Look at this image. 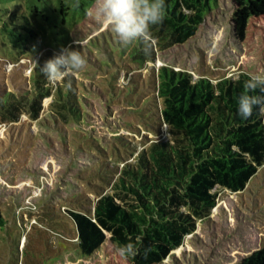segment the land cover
Segmentation results:
<instances>
[{
	"label": "trees",
	"instance_id": "trees-1",
	"mask_svg": "<svg viewBox=\"0 0 264 264\" xmlns=\"http://www.w3.org/2000/svg\"><path fill=\"white\" fill-rule=\"evenodd\" d=\"M230 1L233 34L243 41L249 20L264 16V0ZM94 2L0 0L3 30L17 58L33 61L30 89L18 97L9 93L7 100L0 101L1 124H17L23 115L38 121L45 110L63 125L83 120L73 77L53 83L40 72L46 61L59 55L52 45L43 46L42 34L61 35L66 41L71 22ZM218 2L164 0V18L151 26L148 51L142 41H135L131 62L138 70L145 69L155 63L159 51L187 43ZM149 73L148 83L133 79L124 88L125 95L111 86V96L117 101L123 97L122 103L136 108L152 135H161L166 127L169 138L136 152L133 164L119 168L101 161L97 169L84 173L85 180L94 179L113 191L93 205L86 194H78L70 200L71 209L63 211L66 222L60 235L84 256L91 257L107 242L115 249L133 243L137 254L126 257L132 264H163L196 230L198 221L208 219L218 202L217 190L244 191L264 166V114L259 106L248 119L238 112L249 75L213 83L169 67L157 71L153 67ZM251 94L261 95L259 89ZM46 99L50 103L45 108ZM118 140L123 149H132L128 141ZM93 148L97 150L94 145L89 150ZM122 151L110 152V158L120 159ZM89 182L93 189L101 188ZM4 224L0 212V227ZM252 264H264V260L257 257Z\"/></svg>",
	"mask_w": 264,
	"mask_h": 264
},
{
	"label": "rangeland",
	"instance_id": "rangeland-1",
	"mask_svg": "<svg viewBox=\"0 0 264 264\" xmlns=\"http://www.w3.org/2000/svg\"><path fill=\"white\" fill-rule=\"evenodd\" d=\"M94 4L71 22L66 41L61 35L42 34L43 46L52 45L59 55L61 49L71 48L87 60L86 68L73 76L83 120L63 125L45 110L38 121L23 115L17 124L0 123V212L5 220L0 227V264H16L18 258L19 264H132L108 242L87 257L60 235L66 222L63 211L71 209L76 195L86 194L93 205L100 196L113 194L110 186L85 180V172L97 169L101 161L119 168L133 164L136 152L169 138L166 127L159 136L148 132L136 108L122 103L123 97L112 99L111 86L125 95L133 79L148 83L153 67L173 68L213 83L264 71V16L249 20L240 41L233 34L230 0L212 4V13L195 37L159 51L155 63L142 70L131 62L133 44L121 45L110 28L89 14ZM78 40L83 47L75 43ZM16 53L0 19V101L9 93L18 97L30 89L33 61L17 58ZM49 103L44 100L45 108ZM118 139L128 141L132 149H123ZM92 145L97 150L90 151ZM116 149L124 150L118 160L110 158ZM88 182L101 188L93 189ZM217 192L218 202L208 219L198 221L196 230L163 264L264 260V166L244 191Z\"/></svg>",
	"mask_w": 264,
	"mask_h": 264
},
{
	"label": "clouds",
	"instance_id": "clouds-1",
	"mask_svg": "<svg viewBox=\"0 0 264 264\" xmlns=\"http://www.w3.org/2000/svg\"><path fill=\"white\" fill-rule=\"evenodd\" d=\"M89 14H94L98 23L110 28L124 47L140 40L145 44L147 52L153 39L151 26L162 22L165 6L164 0H95ZM75 43L84 46L80 40ZM86 66L87 60L80 51L63 48L60 55L45 62L40 72L55 83L75 76ZM244 88L245 92L238 100L239 115L248 119L256 106L264 114V71L251 74ZM257 89L261 95H252ZM116 251L126 258L135 256L138 250L133 243H128L118 247Z\"/></svg>",
	"mask_w": 264,
	"mask_h": 264
}]
</instances>
